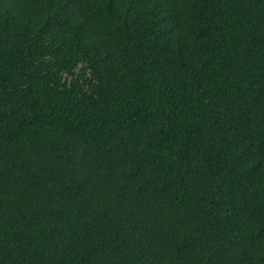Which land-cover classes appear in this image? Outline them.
Masks as SVG:
<instances>
[{"label": "trees", "instance_id": "1", "mask_svg": "<svg viewBox=\"0 0 264 264\" xmlns=\"http://www.w3.org/2000/svg\"><path fill=\"white\" fill-rule=\"evenodd\" d=\"M0 264H264V0H0Z\"/></svg>", "mask_w": 264, "mask_h": 264}]
</instances>
